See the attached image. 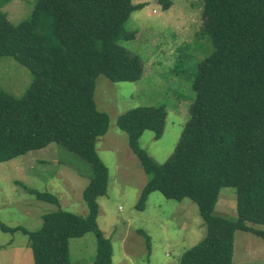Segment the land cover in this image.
Segmentation results:
<instances>
[{
  "label": "trees",
  "instance_id": "trees-1",
  "mask_svg": "<svg viewBox=\"0 0 264 264\" xmlns=\"http://www.w3.org/2000/svg\"><path fill=\"white\" fill-rule=\"evenodd\" d=\"M0 0V60L28 69L32 80L21 97L0 88V163L47 147L64 146L89 163L93 175L84 189L85 217L58 210L45 214L36 232L9 227L5 234L28 238L34 264H70L69 241L96 237L94 264H113V246L98 225V198L107 194L108 168L96 142L109 128L94 93L103 76L112 83H135L141 59L120 45L134 41L125 24L143 3L132 0H37L27 19L13 24ZM166 11L175 0H154ZM201 31L212 54L198 67L196 99L182 137L165 163H157L138 140L149 129L163 137L165 105L136 106L117 118L128 133L131 152L147 176L136 209L159 191L167 198H190L198 205L206 237L179 264H232L236 232L262 239L264 229V0H203ZM236 188L235 221L214 215L220 191ZM23 188L39 201L58 204L49 192ZM150 245L149 237L138 232Z\"/></svg>",
  "mask_w": 264,
  "mask_h": 264
},
{
  "label": "rangeland",
  "instance_id": "rangeland-1",
  "mask_svg": "<svg viewBox=\"0 0 264 264\" xmlns=\"http://www.w3.org/2000/svg\"><path fill=\"white\" fill-rule=\"evenodd\" d=\"M37 0H10L4 11L13 24L27 19ZM143 3L125 24L136 32L134 41L120 45L138 56L144 65L135 83H112L100 76L94 99L99 110L109 116V128L98 138L96 151L108 168L107 194L98 198V225L113 246V264H179L184 254L206 237V226L198 205L190 198L183 201L152 192L145 209H136L147 176L131 152L128 133L117 118L136 106L165 105L168 117L162 138L146 129L138 145L157 163H165L174 153L196 99L193 84L198 67L213 52L209 35L201 29L203 0H175L162 10L154 0ZM28 69L12 58L0 60V88L21 97L30 86ZM91 166L77 154L57 143L33 150L0 163V221L9 227H24L36 232L45 214L64 210L85 217L88 213L83 192ZM29 189L54 194L59 203L39 201ZM214 215L231 221L238 217L237 191H220ZM264 229L263 225L250 224ZM144 232L150 245L138 232ZM96 237L89 233L69 241L70 264H94ZM0 264H34L28 238L22 233L5 234L0 230ZM232 264H264V243L250 233L236 232Z\"/></svg>",
  "mask_w": 264,
  "mask_h": 264
}]
</instances>
